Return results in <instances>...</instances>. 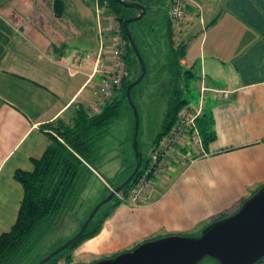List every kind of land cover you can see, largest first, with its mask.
<instances>
[{"label":"crops","instance_id":"1","mask_svg":"<svg viewBox=\"0 0 264 264\" xmlns=\"http://www.w3.org/2000/svg\"><path fill=\"white\" fill-rule=\"evenodd\" d=\"M194 1L179 44L187 43L182 64L196 74L200 101L188 106H202L201 142L184 144L146 203L121 205L81 247L96 250L73 259L200 234L264 187V0ZM111 18L97 2L65 0L57 18L53 0H0V235L17 223L25 195L15 173L34 171L52 142L49 125L98 101L102 72L113 68ZM201 119L216 136L208 146ZM191 151L196 158L180 172Z\"/></svg>","mask_w":264,"mask_h":264},{"label":"trees","instance_id":"2","mask_svg":"<svg viewBox=\"0 0 264 264\" xmlns=\"http://www.w3.org/2000/svg\"><path fill=\"white\" fill-rule=\"evenodd\" d=\"M83 1L89 5L97 2L100 7L107 9L111 15L115 16L121 25L123 37L126 41V67L128 76L124 79L121 88L114 92L113 98L101 108L98 114H92L89 109L83 106H74L70 121L60 119L55 124H50L49 129L52 131L50 134L51 145L45 152L43 158L34 162V171L31 173L17 171L15 173V178L22 184L25 195L17 223L9 233L0 235V264H20V262L32 254L34 249L50 233L53 227L62 218L67 216L66 213L74 209L77 202L76 194L79 185L84 181L83 179L86 173L94 174L89 165L91 166V163L97 159L95 157L96 142L103 138L107 130L124 116L125 105L134 115L132 106L128 102L127 90L130 85L138 80L142 71L141 64L124 29V22L128 19L138 17L141 11L137 7H125L122 4L116 3L115 0ZM123 1L129 4L143 5L146 8V14L149 10L157 7H163L166 11L168 37L166 68L167 74L170 76L171 88H169L168 92L167 112L162 125V131L156 137L155 144L158 139L169 133L176 123L178 112L188 105V101L182 97L183 89L181 87L185 82L187 83L190 79L195 78L196 74L193 70L186 69L182 64V61L186 59L187 55V43L175 45L174 38L176 31L173 29L168 17L171 0ZM53 4L55 16L61 18L65 13V0H53ZM132 10H136V13L134 14ZM131 25L132 23L129 25V30L144 59V55L131 30ZM136 87L131 92L135 106L134 91ZM199 128L203 137V143L205 146H208L216 137L215 133L210 129V121L201 119L199 121ZM136 159L138 162L137 156ZM137 162L136 165L128 168L130 174L127 179L134 172ZM146 162L143 159L142 166H145ZM139 177L140 171L121 194L128 196ZM124 182L116 187L112 186V190L118 188ZM106 189L110 195L111 190L107 186ZM257 193L258 191L251 197ZM121 205L122 202L116 196L111 203L100 208L82 237L47 264L53 261L58 264L59 261L65 258L68 263H71L73 260L72 251L84 242L97 237L101 233L105 221ZM226 217L228 216H223L217 221ZM85 222L86 220L83 222L82 227ZM119 254L109 258H114ZM259 264H264V261Z\"/></svg>","mask_w":264,"mask_h":264},{"label":"rangeland","instance_id":"3","mask_svg":"<svg viewBox=\"0 0 264 264\" xmlns=\"http://www.w3.org/2000/svg\"><path fill=\"white\" fill-rule=\"evenodd\" d=\"M132 12L135 14L136 10H132ZM165 12L163 7L149 10L142 20L131 25L133 35L148 67L146 77L134 91V99L140 119L138 147L145 162L154 149L156 137L162 131L167 112L168 92L171 88L170 76L167 74L166 68L168 37ZM85 15L86 17L90 16L89 13ZM195 25H197L196 28L194 27L196 30L198 24ZM174 39L177 46L181 42L179 32H175ZM185 39L187 40V38ZM195 71L197 73L196 69ZM196 84L197 79L192 78L187 83L182 84L181 87L183 99L193 106H197L200 101L199 93L195 88ZM124 111V116L107 130L103 138L96 142L95 157L97 159L91 163L92 168H90L94 174L86 173L84 181L79 185L74 209L66 213L67 216L53 227L32 254L20 264H37L69 242L80 232L83 222L90 217L96 207L110 196L106 186L112 193L115 190H112V186L116 187L126 181L130 174L128 168L136 165L137 159L133 146L135 116L127 109L126 105ZM193 149L195 150V146ZM188 155V161H184L180 172L188 169L192 158H196L192 151ZM200 235L201 233L194 236ZM95 246L96 244L91 245L89 243L81 249V244L71 254L75 256L88 250L94 251L96 250ZM98 260H95L92 255H81L74 257L71 263H68L65 258L58 264H93ZM50 264L57 263L53 261ZM202 264L218 263L207 259Z\"/></svg>","mask_w":264,"mask_h":264},{"label":"water","instance_id":"4","mask_svg":"<svg viewBox=\"0 0 264 264\" xmlns=\"http://www.w3.org/2000/svg\"><path fill=\"white\" fill-rule=\"evenodd\" d=\"M125 7H137L141 14L124 22V29L141 64V76L127 90L128 102L135 116L133 146L138 157L137 166L129 178L110 196L100 203L86 220L80 232L69 242L55 250L37 264H47L54 257L76 243L86 232L100 208L121 193L134 179L143 164V155L139 151L138 137L140 119L137 107L132 100V90L141 84L147 74L145 61L136 46L129 25L138 22L146 15V8L140 4H129L115 0ZM210 259L218 264H259L264 261V187L249 198L243 206L228 217L214 222L200 236L173 235L146 241L134 250L123 252L114 258H105L93 264H202Z\"/></svg>","mask_w":264,"mask_h":264},{"label":"built area","instance_id":"5","mask_svg":"<svg viewBox=\"0 0 264 264\" xmlns=\"http://www.w3.org/2000/svg\"><path fill=\"white\" fill-rule=\"evenodd\" d=\"M195 5L194 0H171L168 17L173 29L180 32L186 19L187 10ZM112 30L114 31L113 68L102 72L103 81L98 101L91 107L92 114H98L101 108L109 102L116 90L122 86L128 76L126 67V41L123 30L115 16L112 15ZM99 72L98 66L95 73ZM202 106L198 108L185 106L177 114V120L168 134L164 135L154 144V149L140 170V177L131 188L128 196L117 194L122 205L132 208L143 206L149 196L156 191L160 183L166 178L170 159L192 139L200 140L198 120L202 116ZM201 142V140H200Z\"/></svg>","mask_w":264,"mask_h":264},{"label":"flooded vegetation","instance_id":"6","mask_svg":"<svg viewBox=\"0 0 264 264\" xmlns=\"http://www.w3.org/2000/svg\"><path fill=\"white\" fill-rule=\"evenodd\" d=\"M113 201V200H112ZM109 204V203H108Z\"/></svg>","mask_w":264,"mask_h":264}]
</instances>
